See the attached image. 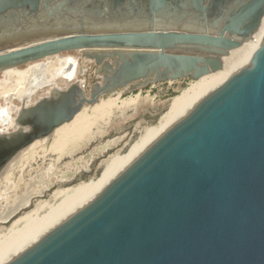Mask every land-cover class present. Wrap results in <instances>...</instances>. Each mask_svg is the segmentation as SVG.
<instances>
[{
	"label": "water",
	"instance_id": "95a60500",
	"mask_svg": "<svg viewBox=\"0 0 264 264\" xmlns=\"http://www.w3.org/2000/svg\"><path fill=\"white\" fill-rule=\"evenodd\" d=\"M104 1L116 14L93 16V33H81L75 17H88L70 11L52 28H78L1 51L0 73L71 52L97 70L89 93L72 80L33 105V94L20 100L12 126L0 130V176L26 148L81 121L85 108L86 117L101 112L104 96L226 81L6 264H264V0ZM53 2L0 0V27Z\"/></svg>",
	"mask_w": 264,
	"mask_h": 264
},
{
	"label": "rangeland",
	"instance_id": "374dc122",
	"mask_svg": "<svg viewBox=\"0 0 264 264\" xmlns=\"http://www.w3.org/2000/svg\"><path fill=\"white\" fill-rule=\"evenodd\" d=\"M70 57L79 61L75 80H83L86 83L87 93H89L91 87L94 85L96 67L93 61L83 59L79 52H71L44 59L39 61L38 65H23L22 67L15 68L12 72L23 73L29 71L31 78L33 73L35 74L40 71L38 69L40 66L46 65L45 69L49 70L50 74H52L58 67V64H60L59 62L66 61ZM30 68L37 70L32 72ZM16 81L17 78L10 74L9 71L7 73H0V107L13 104L21 108L22 101L17 99L20 92L16 91ZM27 81L25 89L28 87ZM57 83L62 88H67L71 85V83L63 79H58ZM196 84L197 82L183 79L181 81L151 85L134 94H124L120 90L113 95L104 96L103 104L118 101V106L111 109L112 112L109 110V118L99 120L93 125L90 130L93 137L82 148L74 152L73 155H67L59 159L55 163L56 165H53L57 159V156L54 154H49L46 159H40L31 163L23 173H14L11 178L12 181L10 184L8 183L9 185L6 181H3V178L0 179V211L3 208L16 205L19 201L25 200L26 197L29 199V203L22 207L25 209L15 215L10 222H0V232L4 231V236L7 235L5 238L8 240L10 234H7L6 230L11 227L14 221L34 210L36 205H49L38 215L37 221H41L65 203L66 198L54 202L52 200L54 194L61 191L74 190L80 186H86L98 181L104 173L107 163L115 158L120 159L133 149L140 138L144 137L149 130L151 131L152 128L158 126L162 117L168 114L173 101L181 96L189 87ZM50 90L51 88L48 86L40 88L27 100L28 104L33 105L40 97L47 96ZM137 96H139V99L136 104L121 107L123 101L127 100L126 102H129L135 100ZM85 109L88 110V107ZM91 116L93 117L92 114ZM112 142L117 143L112 147H108L107 144ZM98 149L99 152L101 150L100 154L96 152ZM73 194L72 192L67 196L71 197ZM20 228L23 230L25 227H19L18 231ZM21 229L20 231H22Z\"/></svg>",
	"mask_w": 264,
	"mask_h": 264
},
{
	"label": "bare ground",
	"instance_id": "6f19581e",
	"mask_svg": "<svg viewBox=\"0 0 264 264\" xmlns=\"http://www.w3.org/2000/svg\"><path fill=\"white\" fill-rule=\"evenodd\" d=\"M59 63L61 67L54 70V72L52 73L53 78H51L50 74L47 73V69H41L40 72L38 71L40 73V76H44V80L50 79L51 81H43L41 82L42 84L40 83V85L34 87L29 86L27 87V89H25V84L26 81L30 78V72L26 71L20 73L12 72V70L15 69L8 70L10 74L14 75L17 78L16 91L20 92V94L18 95L20 98L17 96V99L24 100L26 96L27 98H29L36 91L40 90V88H43V86L55 88L56 86H59L56 84L58 79H64L67 82L75 80L77 77V67L79 61L73 57H70L66 59V61H62ZM71 63L73 64V69L71 70V72H67L66 69L71 65ZM38 64L39 63H35L32 65ZM30 70L33 72L37 69L32 68ZM225 81L226 80H222L217 77L200 79L196 85L189 87L181 96L173 101L168 114L162 117L157 127L152 128V130H149V132L144 137L140 138L134 145L135 147L133 149H131L125 156L121 157L120 159L115 158L112 159L109 163L106 162V169L100 176L98 181L92 182L86 186H80L74 190L61 191L54 194L52 198L54 202H58L60 199L66 198L65 203L60 205L57 210L53 211L49 216L44 217L41 221H37V218L39 217L38 215L41 214L43 209L45 207H48L49 205H36L34 210L28 212L27 215L14 221L11 224V227L6 230L7 234H10V238L8 240L5 238L7 237V235L4 236L5 232L1 231L0 264L8 263L13 257L28 249V247H30L35 242L39 241L46 233L59 225V223L73 215L75 211L88 204L94 197L97 196L98 193H100L106 187L107 184H109L113 180V178L120 174L123 169H125L128 165H130V163H132V161L137 158L138 155H140L146 148H148L154 140H156L160 135L167 131L171 125L183 118L184 115H186L187 112L192 109L197 104V102L200 101L201 98H203L211 91L215 90L216 87H218ZM138 97L139 96H137L135 100H131L129 102H126L127 100L123 101L121 107L136 104L139 99ZM117 103L118 101H112L103 104L102 100L99 103V105H103L102 111L92 114L93 117L91 116V114L86 117L87 109H84L79 114V116H81V121H76L71 126H67L65 133L57 130L53 135L45 139H41V141L35 142L34 144L26 148L24 152L16 156L15 160L11 162L10 166L6 168V170L1 174L0 179L3 178V181H6L7 184H10V182L12 181L11 178L14 173H23L26 167L31 163L40 159H46L49 154H54L57 156V159L53 163V165H56L55 163H57V161L64 156L73 155L74 152L82 148L93 137L92 131H90L93 125H95L99 120H104V118L110 116L109 112L111 111V109L117 108ZM19 109L20 108L16 107L13 104L5 107H0V130L6 128L9 129L12 126L14 112L15 110ZM8 118H11V120L9 119V121ZM116 143H108L107 146L112 147ZM96 152L100 154L101 150L99 152L98 149V151ZM72 192L75 195L73 194L71 197H68L67 195ZM28 203L29 199L26 197L25 200L19 201V203H17L16 205H12L9 208H3V210L0 211V222H7L8 220H10L11 217L16 214L20 208L26 206ZM19 227L25 228H23V230L20 228L22 231H20V229L18 231Z\"/></svg>",
	"mask_w": 264,
	"mask_h": 264
},
{
	"label": "flooded vegetation",
	"instance_id": "af4514ba",
	"mask_svg": "<svg viewBox=\"0 0 264 264\" xmlns=\"http://www.w3.org/2000/svg\"><path fill=\"white\" fill-rule=\"evenodd\" d=\"M103 2L106 3L104 0H54L53 4H49L47 10L42 9L40 10V12H38V14L27 16L26 14H20L19 12H17L18 18L9 16L10 21L6 23L4 22L3 26L0 27V53H2L1 51L7 50V48L13 49L19 48V46L23 47L24 45L37 43L38 41L47 39V36H52V38H54L55 36H58V34H56V29L59 28L69 29L73 26L78 28V26L76 25H67L65 23H60V25H55L54 28H52L54 23L57 22L56 18L58 16L63 18L62 14H65L64 16H67L70 11L75 14L82 13L85 15V17H88V20H90H86V22H83L84 17H75L81 20V26L79 27L81 33H93V31L97 30L95 29L93 20H98L93 16H101L102 14H104L103 19H106V17L109 16V19L113 21L110 13L116 14V11L114 9L108 8L107 3L105 4L106 6L103 7ZM60 4L62 5L60 6ZM107 10H109L110 13H108ZM41 13H43V15H41ZM150 27L151 25L149 26V28ZM104 30H109V28L104 27ZM45 67L46 65L40 66V71L41 69H45ZM43 77V75L39 77L34 76V78H31V80L27 83V86L34 87L40 85V83L44 80ZM99 80L101 79L99 78ZM59 87L61 86L59 85ZM23 209H20L17 214Z\"/></svg>",
	"mask_w": 264,
	"mask_h": 264
},
{
	"label": "crops",
	"instance_id": "0c3cea01",
	"mask_svg": "<svg viewBox=\"0 0 264 264\" xmlns=\"http://www.w3.org/2000/svg\"><path fill=\"white\" fill-rule=\"evenodd\" d=\"M36 67H37V66H36ZM60 67H61V65L58 64V67H57L56 69H59ZM30 69H32V68H30ZM77 70H78V69H77ZM47 73L50 74L51 72H50L49 70H47ZM34 76H38V77H39V76H40V73H35V74L33 73L31 78H34ZM50 76H51V78H53L52 74H50ZM31 78H30V79H31ZM30 79L27 81V83L30 81ZM63 80H64V79H63ZM43 81L48 82V81H51V80H50V79H49V80H48V79H47V80L45 79V80H43ZM65 81H66V80H65ZM66 82H67V81H66ZM41 84H42V83H41ZM56 84H57V83H56ZM57 85H59V84H57ZM50 88H51V90H52V87H50Z\"/></svg>",
	"mask_w": 264,
	"mask_h": 264
}]
</instances>
